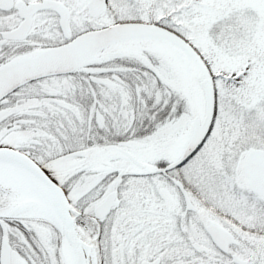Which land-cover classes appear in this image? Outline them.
Instances as JSON below:
<instances>
[{
	"label": "snow or ice",
	"instance_id": "obj_1",
	"mask_svg": "<svg viewBox=\"0 0 264 264\" xmlns=\"http://www.w3.org/2000/svg\"><path fill=\"white\" fill-rule=\"evenodd\" d=\"M0 264H264V0H0Z\"/></svg>",
	"mask_w": 264,
	"mask_h": 264
}]
</instances>
